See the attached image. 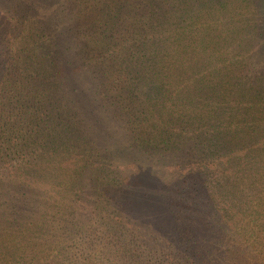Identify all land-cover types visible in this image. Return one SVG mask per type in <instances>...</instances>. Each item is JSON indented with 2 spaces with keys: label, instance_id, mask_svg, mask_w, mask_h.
Instances as JSON below:
<instances>
[{
  "label": "trees",
  "instance_id": "obj_1",
  "mask_svg": "<svg viewBox=\"0 0 264 264\" xmlns=\"http://www.w3.org/2000/svg\"><path fill=\"white\" fill-rule=\"evenodd\" d=\"M5 1L0 264H264V0ZM149 162L156 254L125 229Z\"/></svg>",
  "mask_w": 264,
  "mask_h": 264
},
{
  "label": "rangeland",
  "instance_id": "obj_2",
  "mask_svg": "<svg viewBox=\"0 0 264 264\" xmlns=\"http://www.w3.org/2000/svg\"><path fill=\"white\" fill-rule=\"evenodd\" d=\"M17 2L21 3V6L23 9H19L18 11L23 12L25 11L26 14L28 15L31 10L35 7H33L36 4H39L40 6H46L48 4V2H51V0H16ZM34 4V5H33ZM26 5H28L30 8H27ZM36 9V8H35ZM15 12V7L14 5H12L11 3L5 1V0H0V36L1 33H3L4 30H7V28L9 27V21L8 18L12 17L14 15ZM37 14H41V10L38 9L37 10ZM42 16V15H40ZM29 21L26 20V22L21 26V33H24V35H27L28 37H30L32 31L29 30L28 28H30L31 26H35L32 24H28ZM6 38L9 40L10 39V35L9 33H7L5 36H3L0 40V60L3 56V47L5 45V40ZM96 136V135H95ZM152 162L147 163L146 165L152 166L154 167V175L149 173L146 174H141L140 176H138V179L140 181L141 184H139V186H137L136 184L139 182L138 180L136 181V187L134 186V188H132V192H130V195L127 197H131L132 200L134 199V206H133V210L128 214V218L130 219L128 221V226H126L125 229L129 230V231H135V233L139 236V239L135 242H133L131 244L130 247H136L138 246V242H141L142 245V249L145 250V248H151L153 250V253L156 254V249L158 248L156 246V243L161 244L162 246H165L166 243L165 242H161L160 239L157 238V233L159 231V227L165 225L161 222V217L163 218V221L166 223H170L169 219H168V215L165 218L163 216V210L160 208L159 206V180H161V175L159 173V171L156 169V163L151 164ZM170 170H166L164 171V173H162V176H165L164 180L165 183L166 182H175L173 180H176L177 175L176 174H172L170 175V173H168ZM168 173V174H167ZM149 174H151V176H149ZM53 176V175H51ZM52 179V178H51ZM163 179V178H162ZM135 180V178H134ZM47 183H52L53 180L48 179L46 181ZM56 183V182H55ZM144 183L145 185L143 186ZM50 185V184H49ZM149 185V186H148ZM150 185H156L155 188L150 186ZM85 196L81 197V205L85 204V206L87 207L86 203L88 201H90L92 199L91 196V191L87 190L84 192ZM132 194V195H131ZM143 194L146 195V197H143ZM60 196L62 197V199H60L56 204L52 205V208L57 206L58 204H64V199L69 198L68 195L61 193ZM114 201L119 204H122L123 202L121 201V198H117L116 195H114ZM80 205V206H81ZM51 208V209H52ZM83 210L85 209V207H81ZM57 217H61L60 215H58ZM78 219H80V216L78 217ZM151 221V222H150ZM150 223V224H149ZM102 227L101 229L104 230H111V228L107 225H105V223L101 222ZM70 228L68 227L67 230H69ZM175 226L173 228V226L167 224L165 225V229H164V235L165 237L168 235H171L174 233L175 231ZM66 229L65 227H62L60 230L61 235L63 236L65 233ZM59 233V232H58ZM115 245H110L107 247L106 251L108 252L109 256L111 257L112 253V249H114ZM125 247V246H123ZM152 256V255H150ZM126 259V258H125ZM146 259V258H145ZM156 260V259H154ZM128 261V259H127ZM121 262L119 264H134L133 261L130 260V262ZM138 263V262H136ZM9 264V263H7Z\"/></svg>",
  "mask_w": 264,
  "mask_h": 264
}]
</instances>
